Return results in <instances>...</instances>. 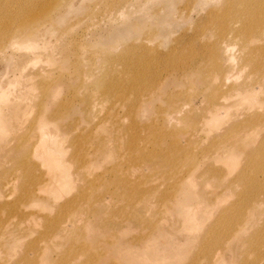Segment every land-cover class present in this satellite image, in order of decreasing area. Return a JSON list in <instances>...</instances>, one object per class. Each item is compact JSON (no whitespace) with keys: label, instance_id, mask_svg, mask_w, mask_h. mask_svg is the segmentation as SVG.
<instances>
[{"label":"rangeland","instance_id":"374dc122","mask_svg":"<svg viewBox=\"0 0 264 264\" xmlns=\"http://www.w3.org/2000/svg\"><path fill=\"white\" fill-rule=\"evenodd\" d=\"M223 1L0 0V264H264V77Z\"/></svg>","mask_w":264,"mask_h":264},{"label":"bare ground","instance_id":"6f19581e","mask_svg":"<svg viewBox=\"0 0 264 264\" xmlns=\"http://www.w3.org/2000/svg\"><path fill=\"white\" fill-rule=\"evenodd\" d=\"M58 7H60V4L55 5V9ZM220 9L222 12L215 17V19L219 27V36L224 40L226 39V45H224L225 51L230 48L229 45L235 44L237 41L242 42L241 47L247 48L243 55V59H254L253 72H259L261 76L264 77V0H224ZM27 27V25H22L19 29H26ZM261 42H263V44H260ZM230 59H233V57H230ZM138 73L147 74V72L142 69L138 70ZM234 91L236 95L242 96H246L248 93L242 85L235 88ZM253 99H255V97ZM223 108L225 107L221 109ZM215 118L216 120L218 119L216 116ZM261 119H264V116L263 118L260 116L257 117L258 121ZM252 121H254V119L244 118L237 122L236 126L242 127ZM54 144L55 145H51L50 147L48 146V150L50 149V151H52L55 149V155L52 157L53 160H55V164L57 166L66 165L65 161H62V147L59 144L56 145V142ZM66 185L67 183L65 182L63 186ZM258 190L264 195V184H259ZM248 203L251 202H246V204ZM13 208L15 209V207Z\"/></svg>","mask_w":264,"mask_h":264}]
</instances>
